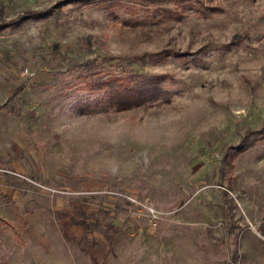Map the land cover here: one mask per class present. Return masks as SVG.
<instances>
[{
    "label": "rangeland",
    "instance_id": "374dc122",
    "mask_svg": "<svg viewBox=\"0 0 264 264\" xmlns=\"http://www.w3.org/2000/svg\"><path fill=\"white\" fill-rule=\"evenodd\" d=\"M95 1L0 0V264H264V0Z\"/></svg>",
    "mask_w": 264,
    "mask_h": 264
},
{
    "label": "trees",
    "instance_id": "16d2710c",
    "mask_svg": "<svg viewBox=\"0 0 264 264\" xmlns=\"http://www.w3.org/2000/svg\"><path fill=\"white\" fill-rule=\"evenodd\" d=\"M108 0H96V3H105ZM150 3L162 4L168 0H146ZM81 2L91 3L92 0H81ZM107 4V3H106ZM110 7V6H109ZM108 7V8H109ZM4 5L0 2V32L5 28L16 26L21 22L31 19L40 18L50 15L49 11L45 12H31L25 11L22 15L16 19L6 21L4 14ZM131 85L123 84V81L116 77H110L106 80L97 79L95 83H89L86 88L89 92H105L108 97L110 104L117 106L120 109H131L133 107L142 105L145 102L153 100L159 92V86H155L150 80L137 81L131 78ZM72 224L82 228L85 235L90 234L93 228L99 227V220L96 217H90L85 212H81L80 219H72ZM105 239L111 244L114 239V235H103ZM90 257V256H89Z\"/></svg>",
    "mask_w": 264,
    "mask_h": 264
},
{
    "label": "built area",
    "instance_id": "2783aa9c",
    "mask_svg": "<svg viewBox=\"0 0 264 264\" xmlns=\"http://www.w3.org/2000/svg\"><path fill=\"white\" fill-rule=\"evenodd\" d=\"M133 202H135V201H133ZM135 203H137V202H135ZM137 206L140 207L139 211L143 210L146 212V214L149 217L152 224L156 223V221L158 220V217H159V213L155 209H153L150 205H137Z\"/></svg>",
    "mask_w": 264,
    "mask_h": 264
},
{
    "label": "crops",
    "instance_id": "0c3cea01",
    "mask_svg": "<svg viewBox=\"0 0 264 264\" xmlns=\"http://www.w3.org/2000/svg\"><path fill=\"white\" fill-rule=\"evenodd\" d=\"M71 221H72V219H71ZM71 224H72V222H71ZM73 225V224H72ZM75 226V225H74Z\"/></svg>",
    "mask_w": 264,
    "mask_h": 264
}]
</instances>
